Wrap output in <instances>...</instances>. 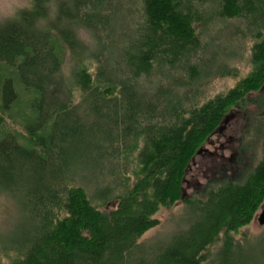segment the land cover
I'll return each instance as SVG.
<instances>
[{
  "label": "trees",
  "instance_id": "obj_1",
  "mask_svg": "<svg viewBox=\"0 0 264 264\" xmlns=\"http://www.w3.org/2000/svg\"><path fill=\"white\" fill-rule=\"evenodd\" d=\"M241 21L259 40L250 48L253 70L209 96L215 79L237 76L229 60L217 62L228 43H216L222 35L211 27L226 25L227 40ZM263 25L264 0H31L3 22L0 63L15 77L2 79L1 111L30 98L26 135L0 130V194L17 200L26 222L9 264H264V245L249 251L231 236L264 192V135L243 182L185 199L191 213L182 231L139 242L159 225L154 215L179 192L206 137L264 85ZM76 157L108 183L89 191Z\"/></svg>",
  "mask_w": 264,
  "mask_h": 264
},
{
  "label": "rangeland",
  "instance_id": "obj_2",
  "mask_svg": "<svg viewBox=\"0 0 264 264\" xmlns=\"http://www.w3.org/2000/svg\"><path fill=\"white\" fill-rule=\"evenodd\" d=\"M31 0H0V25L13 17L20 9L30 5ZM235 29L229 31L227 40L222 32L227 31L226 25H212V33L217 35V42H227L226 55H218L217 62L229 60L237 71V76H227L215 79L209 85V96L225 93L253 70L251 62L252 45L259 41L253 34L246 33L247 25L238 22ZM241 31V33H238ZM264 35V25L262 26ZM248 31V30H247ZM227 33V32H226ZM80 37L87 43H92L90 35L81 31ZM264 38V36H263ZM261 40V39H260ZM231 53H230V52ZM234 51V52H233ZM62 66V76L68 78L72 63L69 56ZM12 68L0 63V85L2 79L15 77ZM78 95V94H77ZM30 98L22 94L20 100L11 112L4 113L0 108V130L11 128L20 135H26L24 124L29 115ZM221 123L209 134L204 142L188 161L182 174L179 192L167 203L163 204L154 217L159 225L148 230L139 240L145 245H155L163 242L182 231L187 225V217L191 210L185 199L193 201L202 199L209 187H215L226 182H243L259 162L261 157V140L264 135V85L260 90L251 91L240 105L232 107ZM74 170L80 182L93 192L103 188L108 183V175L99 173L94 166L85 161L84 157H76ZM260 201L254 208L252 216H248L238 228L231 233L235 243H240L246 250L261 251L264 245V224L259 223V217L264 210V192L259 194ZM246 205V204H244ZM113 207L109 204L105 209ZM103 208V207H102ZM251 213V212H250ZM26 231V222L20 204L7 193L0 194V264H9L15 257L14 243ZM224 235L220 236L210 248L215 254L223 244ZM211 259V258H210Z\"/></svg>",
  "mask_w": 264,
  "mask_h": 264
},
{
  "label": "water",
  "instance_id": "obj_3",
  "mask_svg": "<svg viewBox=\"0 0 264 264\" xmlns=\"http://www.w3.org/2000/svg\"><path fill=\"white\" fill-rule=\"evenodd\" d=\"M259 223L260 224H264V210H263V212L261 213V215L259 217Z\"/></svg>",
  "mask_w": 264,
  "mask_h": 264
}]
</instances>
